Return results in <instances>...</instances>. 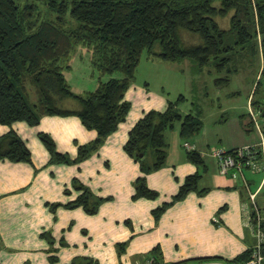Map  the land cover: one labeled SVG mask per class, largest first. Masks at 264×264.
Masks as SVG:
<instances>
[{"label": "trees", "instance_id": "1", "mask_svg": "<svg viewBox=\"0 0 264 264\" xmlns=\"http://www.w3.org/2000/svg\"><path fill=\"white\" fill-rule=\"evenodd\" d=\"M230 13V28H222L218 18ZM183 33L198 38L200 43H187ZM145 51L155 60L174 63L189 60L198 72L210 68L211 73L225 76L217 79L219 87L228 85L230 77L239 73V63L245 55L260 52L263 66L250 108L260 111L259 118H264V0H30L25 3L0 0V124L11 126L22 121L36 126L44 116L75 115L87 129L97 132L95 140L78 147L75 158L59 152L49 134L40 132L38 137L50 154L51 164L82 163L97 153L126 120L131 103L125 100V94L136 79ZM75 55L97 78L94 90L78 94L70 86L66 75L72 70ZM115 73H121L122 77H113ZM105 76L109 78L105 80ZM29 86L35 90L36 101L32 100ZM69 99L77 101L79 108L71 110L62 105ZM186 100L183 94L174 100L169 98L165 111H149L130 131L124 149L139 162L143 173L134 183L135 200H153L159 196L149 188L147 175L166 164L165 133L177 124L184 140L201 132V106L193 101V111L183 114L180 105ZM244 117L245 120L249 117L250 122L244 125L250 133L254 126L250 112ZM188 158L198 167V172L186 178L171 203H164L154 211L156 220L173 203L197 191L199 181L207 173L208 167L199 151H189ZM0 160L33 164L30 149L13 129L0 137ZM72 186L79 192L78 197L66 204L48 203L50 211L56 214L60 207L82 208L88 215H96L105 199L78 178L73 179ZM65 193L71 192L67 189ZM41 236L51 245V252H56L52 234L44 232ZM126 246L127 243L118 245L119 255ZM250 257L251 249L233 261L244 262ZM49 260L55 263L57 257L52 255ZM149 261L152 264L191 262L167 263L160 247L146 255L144 264ZM70 264L100 263L77 257Z\"/></svg>", "mask_w": 264, "mask_h": 264}, {"label": "crops", "instance_id": "2", "mask_svg": "<svg viewBox=\"0 0 264 264\" xmlns=\"http://www.w3.org/2000/svg\"><path fill=\"white\" fill-rule=\"evenodd\" d=\"M89 70L74 60L66 75L71 87L70 80L76 75L92 84L89 88L86 83L83 92L78 91L80 94L97 86L98 80ZM157 91L151 89L150 83H137L135 79L125 94V100L131 103L126 120L97 153L76 165L51 164L38 134H49L59 152L75 158L79 146L97 137V132L87 129L79 117L48 115L36 126L22 121L11 126L0 124V137L11 129L16 131L30 149L33 162L0 160V264H70L77 257L92 258L100 264H144L146 255L155 247H160L167 263L211 264L213 261L207 259L233 260L251 249L254 237L249 225L250 193L256 194V203L264 214V203L259 200L264 176L249 169L222 175L214 154L219 148L213 146L225 139L226 144L220 148L232 150L257 141V134L252 141L245 138L249 135L245 125L236 128V143L221 130L208 135L204 123L199 134L185 140L180 124L167 131L166 164L147 175L149 188L159 196L153 200L133 198L134 183L143 173L124 146L130 131L146 113L167 109L169 96ZM66 103L68 109L79 108L73 99ZM248 107L247 115L251 109ZM248 122L249 117L244 124ZM193 150L201 153L207 173L199 181L197 191L173 203L156 220L154 211L171 203L186 178L198 172L188 158ZM74 178L105 199L96 215H88L82 208L64 207L54 214L47 207L48 203L66 204L78 197L79 192L72 186ZM67 189L70 195L65 193ZM201 191L207 192L201 195ZM44 232L52 234L56 252H51V245L42 238ZM123 243L127 246L119 255L117 247ZM52 255L57 262L51 263Z\"/></svg>", "mask_w": 264, "mask_h": 264}, {"label": "rangeland", "instance_id": "3", "mask_svg": "<svg viewBox=\"0 0 264 264\" xmlns=\"http://www.w3.org/2000/svg\"><path fill=\"white\" fill-rule=\"evenodd\" d=\"M18 1L25 3L30 0ZM231 16L232 13L225 18H218L222 28H230ZM183 36L187 43H200L198 38L192 37L187 33H183ZM156 49L158 50V47ZM77 57L78 55H75L72 61L74 62ZM152 60L148 52L145 51L136 71L137 83L145 84L148 82L151 85V89L165 92V95L168 93L169 98L173 100L183 94L187 98L180 105L183 114L191 113L193 109L192 102H197L203 110L202 120L208 135L213 136L216 130H221L227 139L229 138L235 143L238 142V138L235 135L236 128L244 125V116L247 115L248 106L254 96L255 87L263 66V58L260 52L254 56L245 55L239 63V73L233 74L230 77L229 84L222 87L217 85V79L225 76L215 71L211 73L212 70L210 68H205L203 72H198L194 68V64L189 60L175 63L161 60L153 62ZM74 72L76 73V70ZM76 76V78L75 76L72 77L70 82H72L73 91L80 94L78 91L83 92L81 90H83L86 83L89 88L92 84L88 82L89 80ZM113 77L121 78L122 74L115 73ZM107 78L109 76H105V80ZM91 90L94 89L91 88ZM29 91L32 100L36 101L37 96L32 86H29ZM62 103L63 106L68 108L66 101ZM255 137L256 133L254 131L245 136L249 141L254 140ZM213 144V146L220 148L226 143L224 139V143L218 140ZM259 200L260 203H264V190ZM255 240L254 238V243Z\"/></svg>", "mask_w": 264, "mask_h": 264}, {"label": "built area", "instance_id": "4", "mask_svg": "<svg viewBox=\"0 0 264 264\" xmlns=\"http://www.w3.org/2000/svg\"><path fill=\"white\" fill-rule=\"evenodd\" d=\"M260 111L250 109V117L253 121V130L257 134V141L232 150L215 149L219 171L222 175H228L231 171L243 173L245 169L253 173H263L264 176V118H259ZM188 149L190 146L186 145ZM252 213L249 216V225L253 237L256 239L251 247V257L244 262L233 260L213 261L211 264H264V214L256 203V194L250 193ZM147 264H152L149 261Z\"/></svg>", "mask_w": 264, "mask_h": 264}]
</instances>
